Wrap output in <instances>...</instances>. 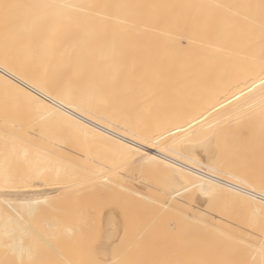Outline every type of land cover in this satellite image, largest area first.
Returning <instances> with one entry per match:
<instances>
[{"label":"bare ground","instance_id":"bare-ground-1","mask_svg":"<svg viewBox=\"0 0 264 264\" xmlns=\"http://www.w3.org/2000/svg\"><path fill=\"white\" fill-rule=\"evenodd\" d=\"M1 2L0 105L22 110L33 127L51 125L28 130L0 108V129H10L0 134L10 141L0 146V264H264V190L242 168L227 177L181 149L192 135L198 150L237 155L244 167L239 122L264 116V0ZM52 66L61 68L54 88L45 76ZM173 69L185 94L178 86L169 97L184 100L164 113L157 87L172 81L158 82L159 72ZM138 72L150 74L147 85ZM150 95L160 99L150 104ZM68 193L88 203L96 195L100 213L69 218L58 206L67 215L41 216L54 194ZM95 216L106 228L97 237Z\"/></svg>","mask_w":264,"mask_h":264},{"label":"rangeland","instance_id":"rangeland-1","mask_svg":"<svg viewBox=\"0 0 264 264\" xmlns=\"http://www.w3.org/2000/svg\"><path fill=\"white\" fill-rule=\"evenodd\" d=\"M3 1V0H2ZM0 2H1V0H0ZM5 2V1H4ZM4 2H3V5H4ZM2 3V2H1ZM14 3V2H13ZM16 3H18V2H16ZM7 4H9V2L8 3H6V5ZM2 5V4H1ZM9 5H11V4H9ZM9 5H7V6H9ZM14 6V5H13ZM11 7V6H10ZM18 7V6H17ZM9 7H7L6 9V12L8 11V10H10V9H8ZM14 9V8H13ZM12 11V10H11ZM10 11V12H11ZM15 11V10H14ZM13 12V11H12ZM7 13H9V12H7ZM14 13V12H13ZM12 13V14H13ZM5 19V18H4ZM6 20V19H5ZM4 21V20H3ZM13 22V21H12ZM8 23V22H7ZM6 36V35H5ZM96 55V54H95ZM98 56V55H97ZM97 56H95V57H97ZM92 57V56H91ZM91 57H87V58H91ZM99 57V56H98ZM127 57H129L128 58V60L129 59H133L131 56H127ZM131 57V58H130ZM134 58H135V56H133ZM138 57H140V56H138ZM141 57H143V58H141L142 60L144 59V55H142ZM74 58H76V57H74ZM83 58V60H84V57H82ZM86 58V57H85ZM96 59V58H95ZM99 59V58H98ZM102 59V57H100V60ZM136 59V58H135ZM86 60H88V59H86ZM90 60V59H89ZM93 60V62H94V59L92 58L90 61H92ZM139 60H140V58H139ZM138 60V58L136 59V61H139ZM132 61H134V60H132ZM71 62H72V60H71ZM73 62H74V59H73ZM101 62V61H100ZM140 62V61H139ZM56 63V62H55ZM61 63V62H60ZM76 63V62H75ZM84 63H85V61H84ZM95 63V62H94ZM93 63V65L95 66V64L97 65L96 67H98L99 65H98V63H95L94 64ZM54 64V63H53ZM57 64H58V62H57ZM71 63H69V65H70ZM73 64V63H72ZM100 64V63H99ZM102 64V63H101ZM140 64H142V63H140ZM49 66V65H48ZM51 66V65H50ZM55 66V65H54ZM54 66H52V67H50V70L48 69V71H47V73H48V75H45V73H44V75L45 76H47V81L46 82H48V84H46V85H49L50 84V86L52 87V86H54V84L55 83H60V79H58L57 77H56V73L58 72L59 74H58V76L59 75H61L60 74V71H58V70H60L63 66H60V65H58V66H60L61 68L60 69H58L57 70V72L56 73H54V70H53V67ZM45 67H47V66H45ZM56 67V66H55ZM72 67V66H71ZM71 67H70V69H71ZM49 68V67H48ZM59 68V67H58ZM65 68V67H64ZM63 68V69H64ZM44 69V68H43ZM55 69V68H54ZM69 69V70H70ZM98 70H99V68H97ZM149 70V69H148ZM148 70H146L147 72H148ZM45 71V70H44ZM56 71V70H55ZM64 71H65V69H64ZM166 71H168V70H166ZM166 71H164V72H159V74H161V76H160V78H159V80H158V82L160 81H162V80H164V78H170L171 77V79H169L168 80V82L170 83L171 81V83L172 84H159L160 86H158L157 88H158V90H160V88H161V90L162 91H166V96L167 97H164L163 98V100H162V107H163V110H164V113L168 110L169 112L170 111H176V109H177V107L178 106H181V103H182V101L184 100H182V99H174V97H173V100H172V98H170L169 96H171L172 97V94L173 95H175V94H177V96L179 95L178 94V92L177 91H179V87H181L182 85H178L177 86V83L179 82V79L180 78H178V72L177 71H174V69L173 70H171L172 72V74L170 73V72H168V74H166ZM68 72V71H67ZM71 71H69V74H71L72 73V75L71 76H73V71L70 73ZM145 72V71H144ZM150 72V74L151 73H153L151 70L149 71ZM42 73V72H41ZM46 73V74H47ZM62 73H64L63 71H62ZM66 73V72H65ZM141 74L143 73V72H140ZM139 72L137 73V74H140ZM156 73V75H158L157 73L158 72H154V74ZM163 73H164V76H162L163 75ZM170 73V74H169ZM38 74V73H37ZM140 74V75H141ZM147 74V73H146ZM145 73L144 74H142V76H141V78L143 77V75L144 76H146V77H143L142 79L143 80H141L142 82H146L145 80H144V78H148L149 77V79H150V74L148 75V77H147V75H146ZM154 74H152V76L154 75ZM49 75H51V76H49ZM181 75L182 74H180V76L179 77H181ZM40 76L41 77H43L44 78V76H42L41 74H40ZM62 76H65V75H63L62 74ZM69 76V75H68ZM77 75H75V77H76ZM39 77V76H38ZM155 77H157V76H155ZM163 77V78H162ZM174 77V78H173ZM46 78V77H45ZM59 78H60V76H59ZM63 77H61V79H62ZM69 78H70V76H69ZM73 79V78H72ZM71 79V80H72ZM67 80V77H66V79L64 80H61V81H65V82H69V86L68 85H65L66 87H64V85H62V89H63V94H65V95H68V93L70 92V89H74V88H72L71 87V85L70 84H72L73 83V81H72V83H70V81L68 80V81H66ZM45 81V80H44ZM56 81H58V82H56ZM148 81V80H147ZM165 81L167 82V79H165ZM164 81V82H165ZM178 81V82H177ZM52 82V83H51ZM54 82V83H53ZM63 82H61L62 84H63ZM149 82V81H148ZM151 82V81H150ZM67 83H64V84H67ZM147 83V82H146ZM145 83V85H147ZM154 83H156V82H154ZM176 83V84H175ZM57 84V85H58ZM143 84V83H142ZM56 85V86H57ZM144 85V84H143ZM144 85V86H145ZM155 85H158L157 83L155 84ZM163 85V86H162ZM168 85V86H167ZM172 85H174V86H172ZM73 86V85H72ZM141 87H142V85H140ZM142 87V89L141 90H143V91H148V89H147V87ZM60 87H61V85L59 86V89H60ZM71 87V88H70ZM163 87V88H162ZM52 88H54V87H52ZM58 88V87H57ZM143 88H145V89H143ZM179 88V89H178ZM183 87H181V89H182ZM185 88V87H184ZM181 89H180V91H179V93L181 94ZM54 90V89H53ZM55 90H58V89H55ZM69 90V91H68ZM140 90V92H139V90H138V92L141 94V92H143V91H141ZM160 90V91H161ZM182 91H183V89H182ZM86 92H88V91H86ZM85 92V93H86ZM176 92V93H175ZM184 92V91H183ZM147 93V92H146ZM146 93H144L145 95H146ZM165 94V93H164ZM171 94V95H170ZM184 94H185V92H184ZM183 94V95H184ZM94 95V94H93ZM93 95H90L89 94V97L92 99V97H96L95 95L93 96ZM137 95V94H136ZM143 95V94H142ZM183 95H180V96H183ZM88 96V95H87ZM92 96V97H91ZM177 96H175L176 98H178ZM137 97H139V94L135 97V100L137 99ZM168 97L170 98L169 100H168ZM143 98L146 100V101H148L150 104L151 103H155V101L157 100V99H160V96L159 97H157V98H154V96H147V97H144L143 96ZM181 98H184V96L183 97H181ZM134 99V97L132 98V100ZM140 101H144V100H142V97H141V99L139 100V102ZM81 102H84V100H82ZM134 102V101H133ZM181 102V103H180ZM148 103V104H149ZM134 104H135V102H134ZM133 104V105H134ZM138 104V103H137ZM144 104H145V106L146 107H149V106H147V104H146V102H144ZM7 105V104H6ZM6 105H0V108L1 107H4L7 111H9V114H8V116L6 115V117H4L3 119L5 120V119H7L8 120V122L9 121H11V120H15V121H18V123H21V124H28L26 127H27V129L28 130H36L37 132H44V130L45 129H49V127H50V125L51 124H44L43 125V123L39 126V124L37 125V126H35V127H33V125H32V123H28V120H29V118H27L28 120H25V118L26 117H24V118H22V116H21V112H22V110L20 111L19 109H15L16 110V112L15 113H13L12 112V109H11V112H10V108H11V106L10 105H8V106H6ZM143 105V104H142ZM141 104H140V106H142ZM9 106H10V108H9ZM135 106H137V105H135ZM134 106V107H135ZM139 106V105H138ZM144 106V105H143ZM13 107H15V106H13ZM145 107V108H146ZM5 109L3 110V111H5ZM134 108L132 107V109L131 110H133ZM137 109V107L134 109V110H136ZM143 109V108H142ZM141 109V110H142ZM14 110V109H13ZM17 110L18 111H20L19 113H17ZM130 110V109H129ZM130 110V112H135V111H131ZM148 110H151V108H149ZM7 111H5V112H7ZM125 112H127L128 113V110H125ZM138 112V111H137ZM137 112H135V113H137ZM152 112V111H151ZM160 112V111H159ZM1 113H3L2 111H1ZM127 113H125V115L127 114ZM142 113V112H141ZM145 113H146V111H145ZM145 113H142L143 115L145 114ZM148 113V112H147ZM161 113V112H160ZM6 114V113H5ZM128 114H131V113H128ZM133 114V113H132ZM139 114V113H138ZM141 114V115H142ZM149 114V113H148ZM147 114V115H148ZM140 115V114H139ZM130 116V115H129ZM131 116H135L134 114L133 115H131ZM131 116H130V118H131ZM138 116V115H137ZM161 116H162V114H161ZM143 117H145V116H143ZM258 117V116H257ZM257 117H255L253 120H251V122H249L248 120H250V119H248L247 120V117H245V119L243 120V122L241 123V122H239V124L241 125V124H244L245 125V122L244 121H246V124H248V123H250V124H248V125H245L247 128L246 129H243V128H245V127H243V126H240V128H239V130L240 129H242V132L244 131V130H246L247 132L246 133H244L243 135V137L244 138H242V139H244V141H245V143L241 140V142H242V144L244 143V144H246L245 146H244V148H246L245 150H241V151H244L245 152V155L243 154V157H244V167H242V161H243V159H242V161L240 162V160L239 159H236V156H230V155H227L226 154V156L225 157H220V156H216V154H214V153H212L211 151H208V150H198L195 146H194V144H193V136L191 135V136H187L182 142H181V145H182V147L183 148H181L182 149V151L183 152H186L187 154H196V155H199L203 160H205L206 162H208V163H215L216 165H218V166H222L223 167V169H224V171L226 172V173H224L227 177L229 176V173H238V172H241L240 170H241V168H242V172L241 173H244V175L246 176V179L247 180H250L251 182H253L254 183V185H256V186H258L259 188H262L263 190H264V116L262 117V118H258L257 119ZM259 117H261V116H259ZM30 118H31V116H30ZM129 117H128V119H130ZM135 118V117H134ZM133 118V119H134ZM138 118V120L139 119H141V117L139 118V117H137ZM248 118H251L252 119V117L251 116H249ZM127 119V120H128ZM143 119V118H142ZM144 119H146V118H144ZM7 120H5V121H7ZM132 121H134V120H132ZM130 122V121H129ZM142 123V122H141ZM49 125V126H48ZM42 126V127H41ZM239 126V125H238ZM3 127H6L5 128V130H3ZM243 127V128H242ZM253 127V128H252ZM262 127V128H261ZM38 129V130H37ZM40 129V130H39ZM253 129V130H252ZM0 130H2V131H0V134H6V132H10V129H8L7 128V126H5V124H3L2 126H1V129ZM8 130V131H7ZM19 130V131H18ZM24 129H17V134L15 133V135L16 136H19L18 137V139H20V137H23V136H25V135H22L25 131H23ZM16 131V130H15ZM46 131V130H45ZM261 131V132H260ZM20 132V133H19ZM240 134H242V133H240ZM231 135L233 136V135H236L235 133H234V131L231 133ZM33 136V135H32ZM3 138V139H2ZM175 138H177V137H175ZM0 146H5V145H7V143L8 142H10V141H8V139H6V137L4 138L3 136H1L0 135ZM17 139V142L18 141H20V140H18ZM4 140V141H3ZM6 140V141H5ZM33 141V142H32ZM172 140H170V142H171ZM252 141V142H251ZM38 142H40V141H35L34 139L33 140H31V145L32 144H34L35 146H32V147H36V145H38ZM2 144V145H1ZM250 144H252V145H250ZM30 146V145H29ZM256 147V148H255ZM257 147L259 148V149H257ZM258 151L256 154H255V152L256 151ZM260 150H261V152H260ZM10 152V151H9ZM11 153V152H10ZM243 153V152H242ZM16 154V153H15ZM7 156L9 155L8 153L6 154ZM14 155V153H12V156ZM17 155V154H16ZM15 155V156H16ZM249 155V156H248ZM12 156H8L7 158H6V160H11L12 161V159H11V157ZM15 156H13V158L15 157ZM18 156V155H17ZM16 156V157H17ZM1 157V156H0ZM2 157H3V155H2ZM4 157H6V156H4ZM10 157V159H8ZM20 158L22 157V156H19ZM18 157V158H19ZM16 159V162H18L17 164H23L22 163V161H20L19 159ZM23 158H25V157H23ZM237 158H239V157H237ZM3 160H5L4 158H3ZM21 160H24V159H22L21 158ZM14 161H15V158H14ZM5 162V161H4ZM8 162V161H7ZM10 162V161H9ZM8 162V163H9ZM23 162H26V160H24ZM27 163V162H26ZM26 163H24L23 165H25ZM2 164H4V163H2ZM1 164V165H2ZM5 164H6V162H5ZM10 164V163H9ZM16 164V163H15ZM14 164V165H15ZM0 165V166H1ZM12 165H13V163H12ZM11 165V166H12ZM23 165H21V167L23 166ZM28 165H30V164H28ZM258 165V166H257ZM3 166V165H2ZM7 166V165H6ZM6 166H4V167H6ZM16 166V165H15ZM26 166V165H25ZM10 167V166H9ZM13 167V166H12ZM17 167V166H16ZM20 167V166H19ZM29 167V166H28ZM0 168H2V167H0ZM15 168V167H14ZM13 168V169H14ZM4 169V168H3ZM10 169H12V168H10ZM20 169V168H19ZM2 170V169H1ZM0 170V172H2ZM17 170V169H16ZM25 170V169H24ZM11 171V170H10ZM19 171H21V174H23V173H26V171H24V172H22V170H19ZM19 171H17L19 174H20V172ZM5 172V171H4ZM8 172V171H7ZM16 172V173H17ZM252 172V173H251ZM3 173V172H2ZM14 173H15V171H14ZM17 173V174H18ZM253 174V175H252ZM258 177V179H257V177ZM250 177H251V179H250ZM249 178V179H248ZM256 178V179H255ZM254 180H258L257 182L256 181H254ZM36 183L37 184H39L40 186V188L41 189H46L48 186L47 185H45V181H41V180H37L36 181ZM64 186H66L65 187V190L66 189H68L69 188V190L72 188L71 186H68L67 184L66 185H64ZM68 187V188H67ZM97 189H99V188H97ZM143 190V189H142ZM98 191V190H97ZM144 193H145V191H144ZM69 194H71V193H68V195ZM57 195H59V194H54L53 196H55L54 198V200H53V202H51L52 204H55V206H57V208H55V206L53 205V207L49 204V206H44V212L42 213V215L41 216H43V214H44V216L45 215H51L52 213H53V216H54V213H56V212H58V215H56L55 214V216H60V215H62L63 213H64V211H66V210H64L65 208L64 207H68V210H69V212H68V210L66 211L67 212V214L68 213H71L72 214V212H74V214L75 213H77V212H80V213H83L84 211H86V216H85V214H83L82 216H85V218L89 215L90 216V214H88L87 215V213H90L91 211H94L95 212V215H96V213L97 214H99L100 212L99 211H97L98 210V207H97V210L96 209H94V208H96V205L95 204H97L96 202H95V206H93L91 203H93L94 201H98V200H94V198L96 197V195L94 196V198H91V197H89V198H91V200L93 199V201L91 202V200H89V202L90 203H88V201L86 200V198L84 197H76L74 194H71L72 196L74 195L75 197H74V199L73 198H71L72 196H69V197H67V198H65V197H61V196H58L57 197ZM84 196V195H83ZM97 197H98V193H97ZM89 198H87V199H89ZM63 199V200H62ZM66 201H65V200ZM95 199H98V198H95ZM90 204H91V206H90ZM60 207V209L62 208L63 210L61 211L60 209H59V207ZM97 206H98V204H97ZM94 207V208H93ZM93 208V209H92ZM43 209V208H42ZM47 209L49 210V211H47ZM58 209V210H57ZM61 211V214L59 215V212ZM38 211H40V210H38ZM65 212V213H66ZM39 213V212H38ZM64 213V214H65ZM41 214V213H40ZM39 214V215H40ZM67 214H65V215H67ZM71 214L69 215V218H70V216H71ZM64 215V216H65ZM54 216V217H55ZM73 216V215H72ZM78 216L79 215H76V216H74V219L77 217V219H78ZM81 216V215H80ZM82 216H81V218H82ZM88 216V217H89ZM46 217V216H45ZM49 217V216H48ZM96 217V216H95ZM68 218V219H69ZM80 218V217H79ZM81 218H80V220H81ZM99 217L97 216L95 219V221L93 222V224L95 225V227H94V225H93V227L95 228V230H94V228H90V230L91 229H93L94 231H96V233L94 232V234H95V236L97 237L98 235H99V233H104L105 232V230H106V228H104L103 226H105L104 224H103V221H100L99 219H98ZM67 219V218H66ZM67 219V221H65V223L64 224H70L72 221V219H69L68 220ZM74 219H73V221H74ZM77 219H75V222H77L78 220ZM83 220H84V217L82 218ZM87 219V218H86ZM85 219V220H86ZM90 219V218H89ZM59 220V219H58ZM63 220H65V218H63ZM63 220L61 219L60 221H57V222H61V223H63ZM77 220V221H76ZM85 220L83 221V222H85ZM67 222V223H66ZM80 221H78V223H79ZM82 222V221H81ZM80 222V223H81ZM82 222V223H83ZM86 222H88V221H86ZM86 222L84 223V224H86ZM74 223V222H73ZM74 224H76V223H74ZM83 224V225H84ZM76 225H78V224H76ZM82 225V224H81ZM86 225H88V224H86ZM90 225V224H89ZM99 225V226H98ZM82 227V226H81ZM88 226H86L85 227V229H84V226H83V228H81V229H83V230H85L86 231V228H87ZM90 227V226H89ZM88 227V228H89ZM75 228V227H74ZM80 229V228H79ZM85 231H81V234H78V233H76V234H78L77 236H81V235H83V233H85ZM86 233H88L87 231H86ZM89 234V233H88ZM97 234V235H96ZM79 237H76L75 239L77 240V241H79L80 239H82V237L81 238H79ZM84 237V236H83ZM85 237H87V236H85ZM78 238H79V240H78ZM73 241V240H72ZM77 241H74L73 243H74V245L73 244H71V247L73 248V246H75L76 244H77ZM75 242H76V244H75ZM79 242H81V240L79 241ZM79 242H78V245H79ZM73 245V246H72ZM80 246V245H79ZM79 246H76L77 248L79 247ZM81 246H83V245H81ZM77 250V249H76Z\"/></svg>","mask_w":264,"mask_h":264}]
</instances>
